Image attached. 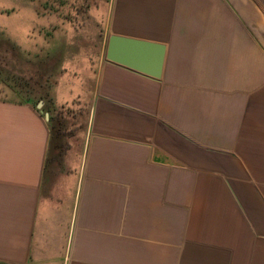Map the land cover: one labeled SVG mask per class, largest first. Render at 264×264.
I'll return each mask as SVG.
<instances>
[{"label":"crops","instance_id":"obj_1","mask_svg":"<svg viewBox=\"0 0 264 264\" xmlns=\"http://www.w3.org/2000/svg\"><path fill=\"white\" fill-rule=\"evenodd\" d=\"M99 1L81 80L0 88V264H264V0Z\"/></svg>","mask_w":264,"mask_h":264},{"label":"rangeland","instance_id":"obj_2","mask_svg":"<svg viewBox=\"0 0 264 264\" xmlns=\"http://www.w3.org/2000/svg\"><path fill=\"white\" fill-rule=\"evenodd\" d=\"M106 18L99 0H0L2 94L34 105L37 82L51 89L61 79L81 80L85 62L99 55ZM77 123L79 131L83 119Z\"/></svg>","mask_w":264,"mask_h":264},{"label":"water","instance_id":"obj_3","mask_svg":"<svg viewBox=\"0 0 264 264\" xmlns=\"http://www.w3.org/2000/svg\"><path fill=\"white\" fill-rule=\"evenodd\" d=\"M117 43H122V44L127 45V46L139 47V48H143V49L157 48L160 52V55L158 56V62H157V66L155 67V70L149 71L148 69L143 68V67L137 68V70H139L145 74L151 75L153 77L159 76L160 68H161V62H162L163 46H159L158 44H154L152 42L141 41V40L125 38V37H118L115 35L109 36L108 43H107L108 48H107V52H106L107 53L106 58L109 61L118 62V63L125 64V65H126V62L119 60V58H117L116 54L113 51V47ZM40 104H41V102H40Z\"/></svg>","mask_w":264,"mask_h":264},{"label":"trees","instance_id":"obj_4","mask_svg":"<svg viewBox=\"0 0 264 264\" xmlns=\"http://www.w3.org/2000/svg\"><path fill=\"white\" fill-rule=\"evenodd\" d=\"M37 83H39V82H37ZM37 83L35 84V85H36V89H37V85H39V84H37ZM33 87H34V86H31V88H33ZM31 88H30V89H31Z\"/></svg>","mask_w":264,"mask_h":264}]
</instances>
